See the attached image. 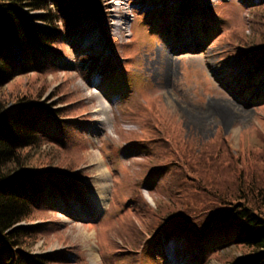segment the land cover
<instances>
[{"label": "rangeland", "instance_id": "1", "mask_svg": "<svg viewBox=\"0 0 264 264\" xmlns=\"http://www.w3.org/2000/svg\"><path fill=\"white\" fill-rule=\"evenodd\" d=\"M99 2V13L71 32L55 23L54 42L31 49L40 67L0 91L39 100L42 145L32 157L65 190L37 208L44 232L29 253L58 254L63 264H236L250 249L227 246L222 229L186 223L203 231L189 239L156 218L254 204L246 188L264 187V71L254 73L249 59L264 41V3ZM22 12L44 29L34 18L41 12ZM102 184V209L83 216Z\"/></svg>", "mask_w": 264, "mask_h": 264}, {"label": "trees", "instance_id": "2", "mask_svg": "<svg viewBox=\"0 0 264 264\" xmlns=\"http://www.w3.org/2000/svg\"><path fill=\"white\" fill-rule=\"evenodd\" d=\"M100 5L99 0H0V91L14 77L40 67L37 54L32 56L31 49L34 47L40 52L54 42L61 34L53 26L55 23L61 22L65 30L71 32L89 13H99ZM21 7L42 11L34 18L46 24L44 29L29 26L27 19H32L21 14ZM12 44L19 46L22 57L19 64L13 59ZM251 50L249 59L256 64L253 72L264 71V41L258 47L252 44ZM258 55L262 56L258 59ZM19 92L14 97L0 94V264H63L58 254L35 255L28 251L32 237L44 232L45 223H36L37 208L42 207L46 197L54 191L65 195V190L55 181L54 171L34 162L32 155L42 145L38 142L37 124L44 114L39 100ZM257 186L260 184L255 181L246 188L252 192L254 204L229 203L226 209L201 215L193 207L157 217L156 223L163 226L166 222L165 229L171 227L172 231L189 239L190 234L196 237L203 231L222 229L227 234V246L250 249L246 258L236 264H264V187ZM209 188L220 201H228L224 199L228 198L225 192ZM194 221L207 227L194 233L186 227V223ZM25 222L29 225H20Z\"/></svg>", "mask_w": 264, "mask_h": 264}, {"label": "bare ground", "instance_id": "3", "mask_svg": "<svg viewBox=\"0 0 264 264\" xmlns=\"http://www.w3.org/2000/svg\"><path fill=\"white\" fill-rule=\"evenodd\" d=\"M23 10H27V8L26 7L20 8L21 14L24 16L25 14L22 12ZM120 25H123V23L122 24L118 23L116 26H120ZM101 109L103 110L104 107L102 106ZM98 176L101 182L104 181L105 175L103 171L99 172ZM89 197L90 198L85 202L84 206L80 208L81 212L83 213V216H94L95 213H97L99 210L102 209L105 201V186L102 184L98 188V191L95 192L94 194H91ZM73 211L77 215H80V211L76 209H73ZM86 238H89V235H87ZM89 250L91 251L92 249L90 248Z\"/></svg>", "mask_w": 264, "mask_h": 264}]
</instances>
